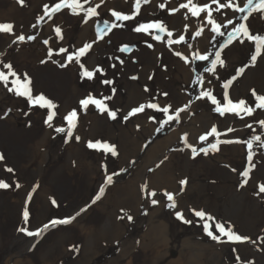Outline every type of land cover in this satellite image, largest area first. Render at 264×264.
Listing matches in <instances>:
<instances>
[{"label": "rangeland", "instance_id": "rangeland-1", "mask_svg": "<svg viewBox=\"0 0 264 264\" xmlns=\"http://www.w3.org/2000/svg\"><path fill=\"white\" fill-rule=\"evenodd\" d=\"M57 2L24 0L21 5L18 0H0V23L14 25V35L0 33V70L7 73L3 64H11L22 81L25 74L30 79L33 97L42 94L56 106L48 109L32 105L26 97L8 90L12 87L10 82L7 87L0 82V155L3 156L0 182L9 185L0 188V264H13L15 260L20 264H119L114 259L124 248L129 249L127 262L130 264H161L159 251L163 254L179 249L184 254L179 261L182 263L187 260L186 243L192 237L190 227L194 223L199 234H195L197 240L193 238V242L212 247L203 253L201 264H214L218 254L223 264H264V239H261L264 238V193L259 192V185L264 184V127L259 123L264 120V110L257 108L252 115L225 113L222 116L215 111L216 105L201 95L203 91H210L223 104L227 91L234 102L242 99L255 107L252 90L264 95V52L253 65L254 43L245 40L226 44L232 25L221 28L224 36L213 33L206 13L199 18L192 17L187 9L179 7L187 0H140L138 14H134L136 0H90L84 8L99 5L97 16L86 17L84 12L73 15L67 8L51 18L44 16V6L51 8ZM194 2L203 5L211 0ZM233 3L243 7L247 0H233ZM161 4L166 7L161 8ZM171 9L179 10L170 14ZM112 11L134 15V18L115 21ZM246 15L247 21L242 19ZM41 16L44 19L38 22ZM213 17L221 24L228 19L236 24L246 23L252 34L264 35V12L250 14L247 8L244 12L223 9L213 12ZM105 21L122 26L105 30L101 36L97 25L103 29ZM151 22H162L173 36L153 29L134 31L139 24ZM185 25H188L187 31ZM55 27H60L62 38L56 35ZM201 29L202 35L195 36ZM19 35L26 39L16 40ZM156 35L161 40L154 39ZM180 35L185 36L186 42L168 44L169 39L176 40ZM28 36L35 39L28 40ZM85 44H91L86 55L79 63H69L66 56ZM125 46L128 51H121ZM60 48L67 49V53L61 54ZM217 51L224 65L217 64L213 74L206 69L212 67ZM176 52L187 57L188 62ZM197 52L208 55L209 59L194 60ZM61 64L67 66L61 67ZM81 64L89 71L100 68L102 72L88 79L82 76ZM241 68L243 73L237 75ZM197 77L202 79V84L195 82ZM12 79L10 76L9 81ZM105 80L112 83H102ZM228 81L231 83L225 89ZM133 91L140 94L136 105L131 102ZM89 94L116 112V119L95 105L81 107L80 101ZM148 103H156L161 109L171 106V110L165 114L145 107L143 112L124 119L133 108ZM178 109H184L178 119L168 121L167 116L175 115ZM73 110L77 112V120L69 136L65 117ZM50 112L53 113L51 126L46 123ZM138 115L143 116L141 123L135 121ZM213 126L217 134L201 141L199 137L209 133ZM57 128L64 131L57 132ZM133 129L142 133L135 134ZM156 135H164L169 142L155 150L150 140ZM256 136L260 140H254ZM89 141L114 145L117 155L102 148H89ZM247 141L253 145L250 162ZM212 144L217 148L213 149ZM201 149L207 150V154ZM144 154L149 157L144 159ZM165 161L169 165L165 170L171 173L170 183L165 180L160 187L153 186L147 172H153ZM245 170H249L247 183L242 175ZM107 176H112L111 183L107 182ZM137 177L131 196L139 199V205L127 208V202L121 204L118 199L125 185H119ZM181 180L187 183L181 185ZM145 184L149 191L157 192L164 208H168L178 226L172 234L178 233L179 244L165 247L161 244L158 250L154 243L143 244L139 232L150 221L148 213H153L151 200L155 198L142 191ZM101 187L105 189L102 195ZM164 191L174 195L175 208L168 207L171 202L163 195ZM97 195L101 198L93 203ZM25 208L29 211L27 223L23 219ZM193 210H202L214 218L207 221L214 234L219 235L215 230V223L219 222L250 240L232 242L226 236H221L219 241L211 239L203 229L205 220ZM177 212L183 214V220L177 217ZM125 213L132 216L131 221ZM144 214L149 217L145 222ZM70 217H74L70 223L41 231L33 248L26 249L22 255L32 236L18 231L19 228L34 232L52 220ZM185 220L191 222L185 223ZM124 222L128 234L125 231L119 236V229L115 234L118 236L113 238L115 225ZM105 227L111 230L103 231Z\"/></svg>", "mask_w": 264, "mask_h": 264}, {"label": "snow or ice", "instance_id": "snow-or-ice-1", "mask_svg": "<svg viewBox=\"0 0 264 264\" xmlns=\"http://www.w3.org/2000/svg\"><path fill=\"white\" fill-rule=\"evenodd\" d=\"M18 2L23 5L24 4V0H18ZM101 2H103V0H101ZM144 2H148V0H144ZM86 3H90V0H84V3H81V0H59V2L55 3L51 8H49L48 5L44 6V16H48L49 18H51L52 15H54L55 13L61 11L64 8L70 9L71 13L73 15H77L80 12H84L86 14V17H94L97 16L98 13L96 11V9L99 7V5H96V7H88L87 9L84 8V4ZM213 5H215V8H213ZM139 6H140V0H136V3L134 5V9H135V13L134 14H138L139 12ZM161 8L166 7L165 4H161L160 5ZM180 8L183 9H187L188 12L191 14L192 17H201L202 13H206V20H207V24L211 26V31L213 33H216L220 36H224L225 33L221 31V28H227L228 25H232V30L227 32V41L226 44H231L233 41H239L241 43H243L245 40L254 43L255 46V52L254 54L251 56V62L254 65L255 62L257 61V58L261 56L262 52H264V35H259V34H252L247 26L246 23H239L236 24L232 19H228L224 24L218 23L214 17H213V12H220L223 9H232L234 12H244L245 8L248 9L249 13L251 14L252 12H264V0H256V2H254V0H247V3L245 4V6L241 7L238 4H234L233 0H226V2L221 3L220 0H211L210 3L208 4H203L200 5L196 2H194V0H187L186 3H182L179 6ZM179 9H171L170 10V14H174L176 11H178ZM44 16H41L38 18V22L44 19ZM112 16L115 17V21H126L129 19H133L134 15H125L116 11H112ZM187 19V16L185 17ZM243 20L247 21L248 16H243L242 17ZM86 22V21H85ZM122 26L121 24H117L115 22H113L112 24H109L107 21L104 22V28H100L99 25H97V32L102 36L105 32V30L114 28V27H120ZM36 25H33V28H35ZM188 25H185V31H187ZM14 25L10 22H4V23H0V33H8L11 35H14ZM150 29L153 30H157L160 33H166L168 37H172L173 36V32L169 31L166 27V25H164L162 22H151V23H147V24H139L134 31L136 32H149ZM56 35L58 37L62 38V33H61V29L60 27H55L54 29ZM202 31L203 29L197 31L195 33V36H200L202 35ZM26 39V37L24 35H19L16 36V40L18 41H24ZM28 40H33L35 39L34 36H28L27 37ZM154 39L156 40H161V36L160 35H156L154 37ZM15 42V41H14ZM181 42H186L185 41V36L184 35H180L178 37V39L176 40H168V44L171 45L173 43H181ZM45 44L48 43L47 40L44 41ZM149 47H152V45H148ZM91 48V44H85L83 47H81L78 51H76L74 54H68L66 56V59L69 63L72 62H77L79 63L80 58L85 56L87 51ZM121 51H128L127 46L123 47L121 49ZM59 52L61 54L67 53V49L65 48H60ZM177 56H180L182 59L185 60V62H188V58L182 56V54L180 52H176L175 53ZM49 55H52V51L49 50ZM194 60H201V61H207L209 59L208 55L205 54H200L199 52L195 53V55L193 56ZM121 63H123V61H121ZM217 64H219L220 66L224 65V60L221 58V53L219 51H217L215 53V59H213L211 61V68L206 69V71L208 72H212L213 74L215 73V69ZM61 67H66V64H61ZM80 67L83 70L82 76L86 77L88 79H92L96 72H102V69L100 68H96L94 71H89L87 69L84 68V65L81 64ZM3 68L7 69V73L5 71L0 70V82H2L4 84V86H8L9 82L11 83L12 87H9L8 90L9 91H13L15 92L16 95L18 96H24L28 99L29 103L32 105H39L40 107H47L48 109H53L56 106L53 104V102L51 100H48L46 97H44L42 94L33 97L32 95V91H31V81L30 79L27 77V75H24V79L23 81L21 80L20 76L12 69V65L11 64H3ZM244 71L243 68H241L239 70V72L237 73V75L242 74ZM13 77L14 79H12L11 81H9V77ZM233 79H235V77H233ZM196 83L202 84L203 81L200 77H197ZM102 83L105 84H111L112 81H102ZM231 83V81H228V83H226L224 85V88L227 89L229 84ZM114 91V90H113ZM145 91H147V89H145ZM165 95H167L165 93ZM202 96L207 97L208 99L211 100V102L216 105L215 111H217L220 115H224L225 113H234L237 116H240L241 113H244L245 115H252L253 112L258 108L261 110H264V95H259L255 92V90H252V96L255 98V107L249 106L247 104V102L245 100H239L234 102L228 95L227 91L224 92V103L221 104L220 101H218L216 99L215 96H213L211 94L210 91H203L201 93ZM95 105L96 108H98L101 112H107L108 115L112 118V119H116V112L114 111H110L107 106L104 104L103 100L101 99H96L94 98L91 94H89L86 98L82 99L80 101V105L83 108H87L88 105ZM145 107L148 108H152V109H157L159 111H162L165 114H168L171 110V106H166L163 107L162 109L159 107L158 104L156 103H148L147 105L141 104L138 107L133 108L128 114L127 116L124 117L125 120L128 119V117L133 116L137 113L143 112L145 110ZM184 109H178L175 112V115H168L167 119L168 121H171L173 119H178L179 117V112L183 111ZM53 118V113H49L48 118L46 123H49ZM65 119L68 121V135L71 136L72 134V129L75 127V122L77 120V112L76 110H73L72 112H70ZM260 125L262 127H264V120L259 121ZM49 126H51V124L49 123ZM247 127H252L251 125H247ZM57 132H63L64 129L63 128H57L56 129ZM229 131H232V129H229ZM217 134V129L215 126H213L210 130L209 133H206L205 135H202L199 137V139L201 141H205L207 139V137L209 135H214ZM76 139L78 140L79 137H76ZM254 140H260L259 136L253 137ZM185 141H186V137H185ZM226 143H232L233 141H225ZM235 142H240V141H235ZM247 144V147L249 149V153H248V160L249 162L252 160V142L251 141H247L245 142ZM89 148H102L105 152H110L113 156L117 155L116 149L114 145H110L106 142H100V141H96L88 142L87 145ZM211 147L213 149L217 148L216 144H212ZM201 151H204L205 154H207V150L205 149H201ZM193 155L197 154V151L195 148L192 149ZM3 159V156L0 155V160ZM254 167V165H250V168ZM9 172L12 171V169H7ZM242 175L246 178L244 183H247V178L249 177V170H245ZM107 182L111 183L112 182V176H107ZM187 183L186 180H181L180 184L181 185H185ZM9 185L7 183L4 182H0V188H8ZM17 187H19V185L17 184ZM105 189L103 187L100 188V194L102 195L104 193ZM142 191H144L148 196L150 197H156L157 196V192L155 190H148V186L142 185ZM259 192L260 193H264V184L259 185ZM163 195L167 198L168 201H170L171 203L168 204V207L170 208H175L176 207V203H175V199H174V195L170 192L164 191ZM101 198L100 195H97L95 197V200L93 201V203H95L96 200H99ZM159 201L157 199H152L151 203L153 205H156ZM53 204H55V200L52 201ZM123 211V210H121ZM194 214L197 217H200L202 220H205V223L203 225V229L206 232V234L211 237V239L219 241L221 239V236H226L228 238L229 241L232 242H245L250 240L249 237H244L241 236L239 234H236L235 232H233L231 227H225L224 224L216 222L215 223V230L216 232L219 233V235L214 234L213 230H212V226L207 222V221H211L214 220L213 217L207 215L204 211L200 210V211H196L193 210ZM177 217L179 219H184L183 214L181 212H177L176 213ZM126 218L131 221L132 220V216L131 215H127V213H125ZM121 219H123L124 217H120ZM23 219L25 221V223H27L28 219H29V211L27 210V208H25V210L23 211ZM74 219V217H70V218H66L63 220H52L50 221V224H46L44 225V229H47L50 225L51 226H55L57 224H66V223H70L71 220ZM191 221H187L185 220V223H190ZM18 231L20 232H24L26 235L28 236H39L41 234L42 230H37L35 232L29 231L26 227H21L18 229ZM264 239V238H261ZM73 248L75 249V246H73ZM78 250V249H76ZM237 259H239V257H237Z\"/></svg>", "mask_w": 264, "mask_h": 264}, {"label": "bare ground", "instance_id": "bare-ground-1", "mask_svg": "<svg viewBox=\"0 0 264 264\" xmlns=\"http://www.w3.org/2000/svg\"><path fill=\"white\" fill-rule=\"evenodd\" d=\"M130 96L132 98L131 102L133 101V104L136 105L137 103L140 102V94L138 92H136V91L130 92ZM208 116H209V118H211L209 114H208ZM135 121L138 123H141L143 121V116L138 115V117L135 119ZM133 131H134V129H133ZM134 133L139 135L140 132L134 131ZM163 136L164 135H156V136H154V138L152 136L151 137L152 141L150 140L151 147L153 146V148H155V150H156V149H160L164 145V143H168L169 140L167 141V139ZM151 147L149 148L148 153L151 152ZM239 149H240V152L243 153L242 149L241 148H239ZM145 156L149 157L148 155L144 154V156H143L144 159H145ZM41 157H45V155L41 154ZM141 158H142V156H141ZM165 166H167V167L169 166L166 161H165V163L163 162V164L159 168L155 167L153 172H151V171L147 172V179L150 181V183L153 186L160 187V184H162V182L163 183L166 182L165 180H168V183H170L169 176L171 175V173H168L169 171L165 170ZM137 179H138V177L136 178V180L127 181V183L124 182L121 185H119V187L125 185V187L121 188L122 189L121 194H123V195L121 198H118V199H119L121 204H123L126 201L127 203L125 206H127V208H130V207L134 208V206H136L138 204L139 199L134 197V196H131V191L134 190V188L137 185ZM145 179H146V177H145ZM126 190H128V192H126ZM124 194L127 197H131V198L128 199L127 197L124 196ZM154 199H157L159 202L156 205H153L154 206V210H152L153 213L152 214L148 213L149 217H150V221L147 220V224H146L145 228L139 232V236L141 237L142 242L145 246L149 245V243H151V244L154 243L155 245H157L155 247V249L158 250L157 247L161 244L163 247H165V246H168L169 244L171 245V243H173V244L176 242L178 243L179 235H178V233H176L175 235L172 234V231L177 229L178 226H176V223L173 222V220L171 219V214L168 211V208L167 207L164 208L163 201H161V197L156 196ZM128 202L130 203V205H128ZM142 216H143L142 219H144V222L146 221V219L149 218V217H147L148 215L146 216V214H144ZM115 226H116V229L112 232V233H114L113 238L118 236L115 234H116V232L119 231V229H121V233L119 234V236H121V234L124 233L125 231H126V234H128V230H127L128 227H127L126 222L120 223L119 225H115ZM190 228H192V230H190L192 237L186 243V246L188 247V250H187L188 254L185 256L186 257L185 259H187V260L185 262H182V263L179 262L180 260H182L181 258L184 256L181 249L176 250L173 253L166 252L163 254H161V252L159 251L158 263L161 262V264H172V263H175V264H201V261H202L201 258L203 257V253L205 252L206 249L212 250V247L210 245L205 246V245H202L201 243L193 242V238L195 241L197 240V238L195 237V234H199V233H197V231H196L198 229H197V226L195 223L193 224V227H190ZM106 230L108 232L111 230V228H109V227L103 228V231H106ZM35 237L36 236H32L30 238L25 249L22 251V255L24 254V251L26 249H28L31 246V244L34 242ZM128 241L130 242L131 240L129 239ZM146 243H148V244H146ZM123 250L119 255H117L115 257L114 260H118L119 264H130L129 262H127L129 249L124 248ZM154 261H156V260H154ZM13 264H20V262L18 260L17 261L15 260V262ZM214 264H223L221 259H220V254H218V259H216L214 261Z\"/></svg>", "mask_w": 264, "mask_h": 264}]
</instances>
